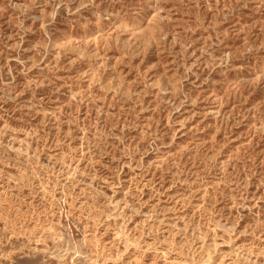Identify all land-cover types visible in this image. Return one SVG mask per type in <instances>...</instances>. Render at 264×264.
Returning <instances> with one entry per match:
<instances>
[{
	"label": "rangeland",
	"instance_id": "obj_1",
	"mask_svg": "<svg viewBox=\"0 0 264 264\" xmlns=\"http://www.w3.org/2000/svg\"><path fill=\"white\" fill-rule=\"evenodd\" d=\"M0 264H264V0H0Z\"/></svg>",
	"mask_w": 264,
	"mask_h": 264
}]
</instances>
